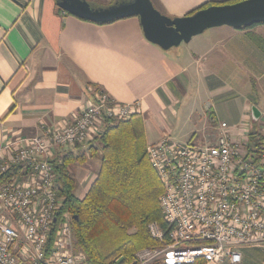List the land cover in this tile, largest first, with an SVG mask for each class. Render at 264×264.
<instances>
[{"label":"crops","instance_id":"0c3cea01","mask_svg":"<svg viewBox=\"0 0 264 264\" xmlns=\"http://www.w3.org/2000/svg\"><path fill=\"white\" fill-rule=\"evenodd\" d=\"M150 1L174 17L226 0ZM255 39L264 40V23L207 28L162 49L144 37L137 16L97 23L63 11L55 0H0V146L13 135L38 134L42 122L71 121L97 88L116 101L140 103L146 144L164 135L201 143L219 135L220 122L264 136V51ZM87 147L59 154L88 156ZM99 164L87 157L74 167L77 197L86 194ZM204 264H264V246L243 247L238 263Z\"/></svg>","mask_w":264,"mask_h":264},{"label":"built area","instance_id":"2783aa9c","mask_svg":"<svg viewBox=\"0 0 264 264\" xmlns=\"http://www.w3.org/2000/svg\"><path fill=\"white\" fill-rule=\"evenodd\" d=\"M138 101L119 102L95 89L71 121L42 122L33 136L13 135L0 146V264H91L73 247L71 216L54 222L62 204L52 159L95 140L106 125L131 118ZM215 143H179L169 135L146 145L163 190L166 231L152 222L159 244L115 264L238 263L241 249L264 246V144L250 145L249 127L218 124ZM51 232L54 233L49 244Z\"/></svg>","mask_w":264,"mask_h":264},{"label":"trees","instance_id":"16d2710c","mask_svg":"<svg viewBox=\"0 0 264 264\" xmlns=\"http://www.w3.org/2000/svg\"><path fill=\"white\" fill-rule=\"evenodd\" d=\"M235 1L238 0L209 1L188 14L209 5ZM255 42L264 51V40L255 39ZM249 136L250 145L264 144V136L255 130L250 131ZM146 145L141 118L133 115L106 125L102 133L88 143V156L84 152H58L51 160L57 174L58 194L62 197L53 229L61 215L69 213L73 247L82 251L91 264H115L119 258L131 261L140 249L159 244L149 233L150 223L156 222L163 231L167 229L158 200L163 185L148 159ZM87 157L98 158L100 164L95 180L79 198L74 194L76 180L69 166L82 164ZM53 236L51 232L49 244ZM205 262L199 258L185 264Z\"/></svg>","mask_w":264,"mask_h":264},{"label":"water","instance_id":"95a60500","mask_svg":"<svg viewBox=\"0 0 264 264\" xmlns=\"http://www.w3.org/2000/svg\"><path fill=\"white\" fill-rule=\"evenodd\" d=\"M56 4L69 14L97 23L137 16L144 37L162 49L187 42L207 28L221 25L241 28L264 23V0L213 4L181 17L160 13L150 0H122L107 6H91L87 0H60ZM122 260L119 258L116 263Z\"/></svg>","mask_w":264,"mask_h":264},{"label":"rangeland","instance_id":"374dc122","mask_svg":"<svg viewBox=\"0 0 264 264\" xmlns=\"http://www.w3.org/2000/svg\"><path fill=\"white\" fill-rule=\"evenodd\" d=\"M88 2H89V0H87ZM92 2H90V3H92V4H95V5H100V6H104V5H107V4H110V3H112V1H113V3L114 2H116V1H118V0H91ZM165 15V14H164ZM166 16H168V15H166ZM181 16H184V15H181ZM181 16H174V17H181ZM180 127L181 126H179L178 127V129L179 130H181L180 129ZM177 129V130H178ZM215 135H213V136H210V138L208 139V140H206V141H204V142H201V143H193V144H196V145H199V146H202V145H204V144H206V143H215L216 141H217V139H218V131L216 132V133H214ZM79 165H81V164H79V163H74V164H72V175H74V167H75V169H76V167L77 166H79Z\"/></svg>","mask_w":264,"mask_h":264},{"label":"flooded vegetation","instance_id":"af4514ba","mask_svg":"<svg viewBox=\"0 0 264 264\" xmlns=\"http://www.w3.org/2000/svg\"><path fill=\"white\" fill-rule=\"evenodd\" d=\"M57 1H60V0H55V3L57 2ZM122 1V0H121ZM117 2V1H116ZM90 3V2H89ZM57 5V4H56ZM90 5H91V3H90ZM92 6V5H91Z\"/></svg>","mask_w":264,"mask_h":264}]
</instances>
